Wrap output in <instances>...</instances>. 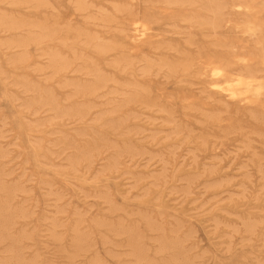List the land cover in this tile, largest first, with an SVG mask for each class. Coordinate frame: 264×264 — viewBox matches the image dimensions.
<instances>
[{
    "label": "rangeland",
    "instance_id": "374dc122",
    "mask_svg": "<svg viewBox=\"0 0 264 264\" xmlns=\"http://www.w3.org/2000/svg\"><path fill=\"white\" fill-rule=\"evenodd\" d=\"M39 1L18 7L5 0L0 15L50 24L55 30L47 44L80 59L74 71L55 75L42 46L31 43L28 62L15 68L10 60L23 50L0 47V177L14 190L9 201L0 194V210L9 213L6 229H0V264H68L70 228L82 230L89 248L75 264H142L126 254L124 236L97 227L101 220L136 230L147 264H264V98L254 108L210 97L207 110L183 109L167 102L168 94L188 89L203 99V84L195 70L172 71L160 61L169 57L175 61L166 62L177 64L198 49L231 51L242 42L260 47L264 32L232 42L224 34L242 17L233 0H216L224 24L217 32L206 27L207 0H180L152 26L163 44L145 48L127 65L114 63L118 54L93 52L94 42H122L125 9L142 13L159 0H83V6L78 0ZM89 35L92 42L85 40ZM13 37L0 34V45ZM87 64L108 77L107 85L65 100L74 92L70 81L93 80L77 71ZM256 71L264 74V65ZM30 85L48 90L64 108L84 104L83 119L58 120L53 111L37 109L33 102L41 94L26 91ZM134 87L142 105L124 102ZM227 116L225 127L219 122ZM101 143L108 149L98 160L72 164L82 149ZM116 154V168L103 174ZM149 222L155 231L148 230ZM158 235L169 239L172 251L158 249Z\"/></svg>",
    "mask_w": 264,
    "mask_h": 264
},
{
    "label": "bare ground",
    "instance_id": "6f19581e",
    "mask_svg": "<svg viewBox=\"0 0 264 264\" xmlns=\"http://www.w3.org/2000/svg\"><path fill=\"white\" fill-rule=\"evenodd\" d=\"M4 1L5 0H0V3L4 2ZM179 1L180 0H159L160 5L159 4H153L150 8H148V10H146L145 12H142V13L133 11V10L125 7L126 8L125 11L123 9L125 15H124V23L122 25V29H123L122 32L124 33L123 34V41L119 42L118 44H111V43L109 44V42H107L108 43L107 44V43H103V42L96 39V41L94 42V45L92 47L93 52L95 51L100 56H108L109 54H118V55H120L119 56L120 59L114 61V63L124 61L127 64L130 61H132L134 58H136L138 56H143V54H144L143 50L145 48L151 47V46L160 47L163 44L162 37L158 38L159 36H161V33L158 31L153 32L152 26L156 22L157 19L163 18L166 15H168L169 13H171L172 11H174L175 8L172 7L171 4L179 2ZM31 2L32 3L34 2L38 5L39 2H42V1H39V0H10L11 6H18V7L19 6L25 7L28 5L30 6L29 3H31ZM207 3L209 6L208 7L209 13L211 14V19L209 22H207V24L205 23L207 25L206 27L209 28L213 32H217L220 28H223V26H224L223 17H222V8L216 0H207ZM232 3H233V7H235V6L240 7V9H238V10L236 8V10H234V12L237 15H241L242 17L235 18L233 25L231 26V29L226 34H224L225 38L229 39L232 42H240L242 39V37H241L242 34H244V36H246V37H249L256 32L257 33L264 32V2H262V0H233ZM77 5L83 6L84 5L83 0H78ZM4 6H6V5H4ZM7 6H10V5H7ZM233 7H231V9ZM32 8H33V6H32ZM36 8L37 7H35V9ZM38 8H40V5ZM110 21H112V20H110ZM37 22H39V21H37ZM37 22H30L28 20L18 21L15 18H12V17L7 16V15H3V14L0 15V34L8 33V34L14 35V37L11 40L8 41V39H7L8 42L3 43V41H1L2 43H1L0 47L4 46V49L6 51H8L9 49H12V48H21L23 50L22 53L20 52L21 55H19L15 59L10 60L11 65L12 66L25 65L28 62V58H29L27 55L28 47L30 45H32L34 42L37 45L42 46L40 49H43L44 54L43 53L42 54L46 55V57L49 61V64H50L49 66L52 69V71L54 72L53 74H55V75H58V74L66 75L69 72L74 71V69H73L74 62L76 60L80 59V57L75 55L74 53L71 56L63 55L59 51H57L55 48H52L51 46H49L47 44V38L51 37V35L54 34L53 32L55 29H53L52 26H49L50 24L46 25L47 24L46 22H45V24H41L43 22H41V23H37ZM52 22H53V20H52ZM54 23L55 22H53V24ZM53 26H55V25H53ZM226 26H228V25L226 24ZM61 28H63V27H61ZM57 31H58V29H57ZM64 37H66V36H64ZM90 37H91L90 35H89V37H87V39L85 37V40H87V42L91 41L92 38H90ZM215 37H216V35H215ZM214 40H216V39H214ZM49 43H51V42H49ZM62 43H65V42H62ZM80 43H82V41ZM87 45H88V43H87ZM162 48H168L169 49L170 47H162ZM14 55H16V54H14ZM147 61H149V60H147ZM160 61H164V62H162V64L167 66L172 71H175L178 67H181V71H183V70H185V71L186 70H190V71L195 70V72L198 74V76L200 78L201 83L203 84V88H204V91L206 93V96H204L203 99L198 97L196 94H194L193 92H191L188 89H186V90L185 89H179L174 94H168V98L166 99L167 102L172 103V104H177L180 107H182L183 109H195L198 107L201 110H207L208 107L210 106L209 105L210 97L216 98L217 100H220L221 102H223L227 105L231 104V105H234L237 107L254 108L256 106L258 107L261 99L264 98V74H260L256 71V67L258 65H264V42H262L260 47H256L255 45H249V43L245 44L242 42L241 46L237 50L233 49L231 51H221V50L213 49V50H210V52H205L201 49H198L195 51L194 54H188V55L183 56V58L180 60L183 62L177 63V64L171 63V62L170 63L166 62V61H175L169 57L163 58ZM36 62H34V64ZM147 65H149V64H147ZM49 66H47V67L49 68ZM47 67H45V68L47 69ZM121 69H122V67H121ZM34 70L37 72L41 69H39V68L37 69V67H35ZM77 71L91 76L93 78V80L90 83H81L79 81H73V82L70 81L71 83H69L68 85L73 86L74 92H73V94L66 95L64 97L65 100H69V101L71 100L72 101L74 98L75 99H82L84 96L86 97V96L94 95V93H96L97 90L104 88L109 81L107 76H105L102 72H100L97 68H95V66H92L90 64H87V65L81 67ZM196 73H195V75H196ZM50 75H52V74H50ZM189 76H191V75H189ZM184 86H185V84H184ZM26 91H32V93H33V91L40 92L41 96L38 97L33 103L36 105L37 109H45V110L53 111L58 120L65 119L67 121V120L72 119L74 121H77V120L83 119L82 117H83V111H84V104H79L76 107L72 106V107L64 108L60 105V103L57 101V99L48 90L42 91L40 89V87L37 85H30L29 87L26 88ZM161 95H162V92H161ZM139 97H140V95L134 87L131 94L125 99L124 102L126 104H129V103L130 104H132V103L138 104L139 103L140 105H142ZM145 110H146V108H145ZM149 111H151V110L149 109ZM216 121L218 122L219 120H216ZM230 121H231V117L227 116V117L222 118L219 123H221L222 126L226 127L230 124ZM172 122L174 123V121H172ZM108 126H112V125L109 124ZM178 129H179V127H178ZM115 130L116 129H114L113 131H115ZM174 130H176V132H177V129H174ZM187 138H189V137H187ZM184 139H186V138L184 137ZM89 147H85L84 149L81 150L82 155L80 158L72 159L73 160L72 164L74 166L78 165L80 163V161H84L88 165H91L95 160H98L100 158L99 156H101L103 154V152L106 151V149H108V147L106 146L105 143H101L100 145L93 147V148H89ZM0 154H1V150H0ZM118 158L119 157L116 154L111 160H109L106 167H104L103 174H108L116 168V165L118 163ZM70 163H71V161H70ZM199 175H201V174H199ZM130 176H131V174H130ZM259 187H261V186H259ZM12 191H14L13 188H10L7 185H5V183L3 182V180L0 177V194H3L7 201H9L12 198ZM7 201H6V204H7ZM6 204H5V206H6ZM243 208H245V207H243ZM14 209H15V207H14ZM8 211H10V210H8ZM12 211H13V209H12ZM13 217H15V216H13ZM8 218H9V213L7 211H5V208H3V210L0 212V229H3V230L6 229L7 224H8ZM143 223L146 224V222H143ZM9 225H10V223H9ZM96 225L100 229L103 228V230H105L107 232H112L115 236H124L125 246H127V248H128V251L126 250L127 248L125 249L128 253H126V252H124V253L129 255L132 258V261L134 260V262L147 264L146 263V261H147V252L146 251L147 250L144 249V247L142 248V246H141L142 240H141L140 234L136 230L124 227L122 225L112 226L109 222L102 221V220L97 221ZM147 225H148V230H150V232L156 230L155 225L153 223L149 222ZM144 228H146V226ZM70 229H71L70 232L72 233V238H71V243L69 245H71V248L69 246L70 250L67 252L68 254L66 256L68 262H66V263L75 264L76 258L83 256L88 251L89 248L87 247L88 246L87 244L85 245L86 242L84 241L85 240V238L83 237L84 235L79 234V232L82 230L78 229V231H79L78 232L77 230H75V228H70ZM154 239H155V242L156 241L159 242L158 246L160 248L158 246L157 247L160 251L163 252V251H169V250L172 251L173 250V247L168 242L169 239L167 240V239H165L159 235H158V237H155ZM255 247H257V246H255ZM121 249H122V247H121ZM119 255H120V253H119ZM177 255H178V253H174L173 258L174 259L177 258ZM12 256H13V254H12ZM125 257L127 258V256H125ZM50 264H51V262H50Z\"/></svg>",
    "mask_w": 264,
    "mask_h": 264
},
{
    "label": "crops",
    "instance_id": "0c3cea01",
    "mask_svg": "<svg viewBox=\"0 0 264 264\" xmlns=\"http://www.w3.org/2000/svg\"><path fill=\"white\" fill-rule=\"evenodd\" d=\"M13 67L15 68V67H19V66H13Z\"/></svg>",
    "mask_w": 264,
    "mask_h": 264
}]
</instances>
